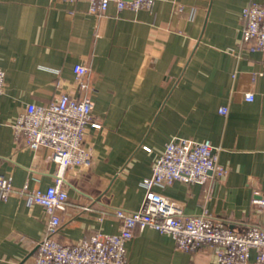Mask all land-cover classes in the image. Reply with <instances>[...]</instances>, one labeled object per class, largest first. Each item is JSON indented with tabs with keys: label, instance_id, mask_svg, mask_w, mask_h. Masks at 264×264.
I'll use <instances>...</instances> for the list:
<instances>
[{
	"label": "crops",
	"instance_id": "0c3cea01",
	"mask_svg": "<svg viewBox=\"0 0 264 264\" xmlns=\"http://www.w3.org/2000/svg\"><path fill=\"white\" fill-rule=\"evenodd\" d=\"M252 1L264 2L157 0L149 10L111 4L92 13L88 0H0V173L14 184L0 198V264H34L49 215L21 189L45 190L58 171L48 151L17 142L12 124L27 103L61 92L89 96L103 122L87 135L91 164L64 171L61 242L118 232L114 209L141 207V181L165 144L182 137L210 140L227 175L209 200L207 185L196 182L155 190L182 201L186 214L208 210L237 231L264 225L253 202L255 189L264 193V55L241 42L242 10ZM77 63L89 67L97 92L78 88ZM126 247L128 264H217L212 247L184 251L171 234L149 227L137 228Z\"/></svg>",
	"mask_w": 264,
	"mask_h": 264
},
{
	"label": "built area",
	"instance_id": "2783aa9c",
	"mask_svg": "<svg viewBox=\"0 0 264 264\" xmlns=\"http://www.w3.org/2000/svg\"><path fill=\"white\" fill-rule=\"evenodd\" d=\"M88 1L92 13H101L111 4L119 10H149L157 0ZM242 19L241 42L264 55V2L247 4L242 10ZM89 71L87 65L75 64V82L82 91L97 92L98 89L88 82ZM5 82L6 73L0 67V95L5 92ZM245 98L252 101L254 94L247 93ZM219 111L227 114L229 107L222 106ZM12 126L19 144L30 150L45 149L58 164L54 184L42 190L25 183L21 189L29 204L43 206L49 215L46 234L37 243L34 264H128L127 242L137 228L147 227L171 234L177 247L184 251L212 247L217 264H264V225L254 224L237 231L208 210L186 214L182 201L155 190L156 186H167L175 181L196 182L207 185L205 191L209 200L214 182L228 172L219 161V148L210 140L182 137L168 141L153 164L151 175L141 181L145 189L141 207L138 210L114 209L121 224L118 232L98 230L89 237L63 243L58 233L62 226L61 212L69 200L64 171L91 164L94 150L87 142V135L91 129H101L103 122L94 114V102L89 96L75 97L61 92L45 104L27 103ZM13 191L12 178L0 173V198L7 199ZM253 202L264 214V193L255 189Z\"/></svg>",
	"mask_w": 264,
	"mask_h": 264
}]
</instances>
